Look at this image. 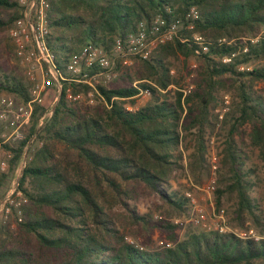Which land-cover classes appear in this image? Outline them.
Segmentation results:
<instances>
[{"label": "trees", "instance_id": "obj_1", "mask_svg": "<svg viewBox=\"0 0 264 264\" xmlns=\"http://www.w3.org/2000/svg\"><path fill=\"white\" fill-rule=\"evenodd\" d=\"M193 6L200 17L189 28L185 16ZM22 13L20 0H0V45ZM158 16L167 23L182 18L183 26L172 41L140 59L134 73L123 71L112 85L63 81L53 114L40 128L44 112L36 107L30 133L12 147L0 188L28 152L19 178L28 202L19 227L37 245L14 244L10 228L0 224V264H264V210L255 194L262 180L251 163L256 151L264 162V88L258 86L264 85V0H50L48 45L64 69L84 44L110 51L116 37ZM196 33L208 52L196 53ZM179 54L195 56L201 69L193 89L172 96L169 87L178 82L172 60ZM223 89L233 99L222 121L229 127L215 207L220 211L228 201V224L254 229L259 237L208 228L180 236L170 218L191 216L193 203L172 181L185 170L200 182L210 175L205 134L216 127ZM0 90L29 99L23 79L1 66ZM91 90L94 105L69 96ZM142 92L151 99L129 108ZM34 134L38 140L28 147ZM189 137L195 144L185 164L182 147ZM143 187L161 198L159 218L138 211ZM119 207L145 230L168 231V241L158 248L129 241Z\"/></svg>", "mask_w": 264, "mask_h": 264}, {"label": "built area", "instance_id": "obj_2", "mask_svg": "<svg viewBox=\"0 0 264 264\" xmlns=\"http://www.w3.org/2000/svg\"><path fill=\"white\" fill-rule=\"evenodd\" d=\"M20 4L23 7V13L11 26L10 36L17 54L28 67L27 73L33 81V86L29 91L27 101H19L12 94H0V177L8 172L13 157L12 147L26 138L24 132L30 127L36 107L43 104L51 84L56 85L60 89L59 92L62 90L63 81L65 80L84 82L93 86L92 78L100 76L111 69L115 59L125 64L128 63L130 57L147 59L160 44L172 41L178 36L183 26L182 18H178L171 23H167L161 16L156 17L151 23L144 20L139 21L134 31L127 33L125 36L116 37L114 46L110 51L93 43L84 44L71 54L63 69L57 62L56 54L48 45L50 0H20ZM199 17L198 9L195 6L191 7L185 16L186 20H190L188 27L193 28L194 21ZM194 38L198 43L196 53L209 51V44L203 36L196 33ZM112 56L114 60H112ZM230 60L231 57L228 56L224 59L226 62ZM39 69L41 77L37 75ZM96 69H98L97 72L90 77L89 72ZM68 92L70 93V89H68ZM69 96L73 97L71 94ZM53 110L54 108L43 113L40 117V127L44 125L46 119L52 116ZM32 139L30 140L32 141ZM212 167L214 171L218 169L216 156L212 159ZM19 178L8 194L0 199V215H4L6 218L13 216L17 222L23 220V206L28 202L27 197L20 188ZM215 183L216 180L213 179V184L209 185L207 189L216 190ZM188 195L193 203L196 202L191 194ZM224 213V209L218 211L217 216L219 219H224ZM193 222L207 226L206 215L202 207L197 208L193 216ZM216 229L221 232L226 231L223 225L218 226ZM131 242L133 241L131 240Z\"/></svg>", "mask_w": 264, "mask_h": 264}, {"label": "rangeland", "instance_id": "obj_3", "mask_svg": "<svg viewBox=\"0 0 264 264\" xmlns=\"http://www.w3.org/2000/svg\"><path fill=\"white\" fill-rule=\"evenodd\" d=\"M1 45H0V66L7 72L18 76L19 78L23 79V81L27 85L28 92L33 86V81L30 78L29 74L27 73V65L24 63L23 59L17 54L16 47L14 42L10 36V29L7 30L1 36ZM112 60L114 57L112 56ZM140 58L137 57H130L127 64L121 63L120 60L115 59V63L111 69L107 72H104L100 76H96L92 78V84H104V85H112L116 79L122 75L123 71H128L130 73H134L136 68L138 67ZM173 67L172 73L176 76L178 82L176 84H172L169 88L171 90V95H175V90H181L189 92L193 89L196 85L195 81L199 77V70L201 69V61L197 59L195 56L192 57H185L182 54H179L177 57L173 58ZM120 64V65H118ZM37 75L41 77V71L39 69ZM136 83V82H135ZM259 87L264 88L263 84H259ZM58 87L54 84H51L49 87V91L44 99V102L40 107L42 110L41 112H45L46 110H51L57 103L58 96H59ZM94 90H91L89 94L86 96L83 93H79L77 97H71V99H80L81 101L87 102L90 105H94L97 103L95 99ZM0 94H12L17 97L19 101H25L23 97L16 93H12L5 90H0ZM151 99V95L149 93H142L136 96L135 103H129V108L135 109ZM219 106L216 108L215 112L218 114L217 124L214 129L207 128L205 138L207 140L208 145V161L210 164V175L204 176L203 180L196 181L193 175L188 171L179 173L177 179L173 180V185L175 187L182 188L186 191L187 194H191L192 198L196 200L193 203V209L191 216H174L170 219L179 224L177 228V233L180 236L185 235V233L191 228H208V229H216L218 226L223 225L226 228V231H234L235 233L247 236V235H255L259 236V233L254 229L244 230L240 229L239 227H231L228 223L230 215L227 214L226 210L227 205H229L228 201H225L223 204L225 213L224 219H219L217 216V209L215 207V190L212 191L211 189L208 190V186L213 184V179L216 180V187L218 186V179H219V171L221 165V150L225 141V136L228 131V125L223 124V119L225 114L230 111L232 107V99L233 93L222 90L220 97H219ZM223 115V117H221ZM46 121V120H45ZM40 119L37 124V128L39 126ZM33 126V119L30 124V127L25 130L24 135L27 136L30 133L31 127ZM243 128H247L243 126ZM196 132V129H193ZM32 141L28 142V147L31 145H35L37 142V135L32 137ZM23 140V139H22ZM22 140L17 142L14 145H17ZM194 140L190 137L185 140L184 145L182 147L183 155H184V162L185 164L188 163L189 156L193 152L194 149ZM217 157L218 169L214 171L212 167V159L213 157ZM28 152H25L24 156L20 159L16 169L11 171L9 175L3 181V184L0 188V199H3L10 189L14 186L15 182L21 175L23 171V167L27 162ZM251 163H256L259 167V175L261 177V186L257 188V192L255 193L261 199V205L264 210V162L259 158L258 151L252 152V160ZM1 178V177H0ZM139 199L137 200V208L140 214L144 213H151L155 218H159L160 214L157 212L158 207L162 205V200L159 195L153 192L150 189L140 188L139 189ZM202 207L204 209V213L206 215V223L207 226L198 225L193 222V216L196 212L197 208ZM118 211L122 214V221L125 223L124 231L127 233V239L129 241H134L138 245H144L149 248H158L162 246L164 243L168 241V231L160 229V228H152L150 227L148 230H145L142 225L138 223H133L130 219L128 212L119 207ZM0 224H6L11 230V238L14 244L19 245H37L36 240L34 237L29 236L26 232L21 231L19 227V222L13 216L8 218L4 217V215H0ZM249 224V222L247 223Z\"/></svg>", "mask_w": 264, "mask_h": 264}]
</instances>
